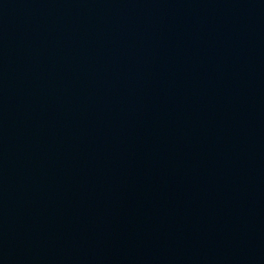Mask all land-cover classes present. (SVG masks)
I'll list each match as a JSON object with an SVG mask.
<instances>
[{"label": "water", "instance_id": "1", "mask_svg": "<svg viewBox=\"0 0 264 264\" xmlns=\"http://www.w3.org/2000/svg\"><path fill=\"white\" fill-rule=\"evenodd\" d=\"M0 264H264V0H0Z\"/></svg>", "mask_w": 264, "mask_h": 264}]
</instances>
